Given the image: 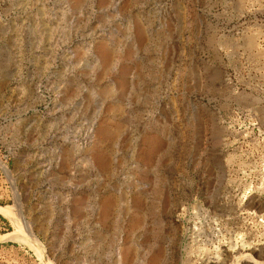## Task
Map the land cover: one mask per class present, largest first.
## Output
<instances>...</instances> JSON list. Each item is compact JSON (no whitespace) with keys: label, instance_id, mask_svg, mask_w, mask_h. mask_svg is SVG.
Masks as SVG:
<instances>
[{"label":"rangeland","instance_id":"obj_1","mask_svg":"<svg viewBox=\"0 0 264 264\" xmlns=\"http://www.w3.org/2000/svg\"><path fill=\"white\" fill-rule=\"evenodd\" d=\"M0 162V264L264 260V0H0Z\"/></svg>","mask_w":264,"mask_h":264},{"label":"bare ground","instance_id":"obj_2","mask_svg":"<svg viewBox=\"0 0 264 264\" xmlns=\"http://www.w3.org/2000/svg\"><path fill=\"white\" fill-rule=\"evenodd\" d=\"M0 164L2 166L4 165L1 162H0ZM15 207L16 206H12V205L0 206V212L4 213L8 217H10L12 222L15 225V228H16V230L14 232L9 233L8 236L16 237V238L24 241L28 245L34 247V248L41 249L42 248L41 241L39 240L37 235L34 233V230L32 229V227L25 221L24 217L20 213V210L17 209V207L16 208ZM243 253H246V252H241V254H243ZM239 255L240 254H237V255H233L232 254V255H228V256H230L229 259L231 260L232 257H238ZM244 257L251 258L253 261H255L254 262L255 264H264V260H258L256 258H254L250 252L246 253L244 255ZM257 260H258V262H257ZM238 261L239 260H236V259L235 260H231L230 264H237ZM48 264H52V263H48Z\"/></svg>","mask_w":264,"mask_h":264},{"label":"built area","instance_id":"obj_3","mask_svg":"<svg viewBox=\"0 0 264 264\" xmlns=\"http://www.w3.org/2000/svg\"><path fill=\"white\" fill-rule=\"evenodd\" d=\"M245 215L251 221V223H254V225L262 226L264 228V214L258 213L256 210H248ZM235 233H238V237L241 240V245L243 246V252H250L253 256L254 250H252L250 246H247L248 248H246L245 245H243V243L248 242L247 239H251L252 241H254V239L258 240L256 231H253L250 229V230H240V232H235ZM193 238L196 241H199L200 239H202L201 236L198 234L193 236ZM215 240L218 241L219 245L222 247L223 245L221 244V242L226 241L223 234H220L219 236H217ZM223 251H225L224 248L220 251H217L216 254L208 260L215 262V261L222 259V257L225 254V253L223 254ZM245 259H251V258L245 257ZM209 261H206V264H209ZM230 263L231 262H229L228 264ZM238 264L240 263L238 262Z\"/></svg>","mask_w":264,"mask_h":264}]
</instances>
